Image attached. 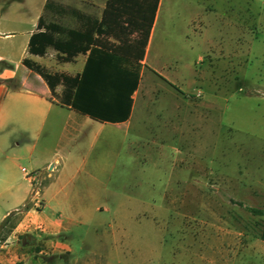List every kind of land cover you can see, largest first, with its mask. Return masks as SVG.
<instances>
[{
	"label": "rangeland",
	"instance_id": "obj_1",
	"mask_svg": "<svg viewBox=\"0 0 264 264\" xmlns=\"http://www.w3.org/2000/svg\"><path fill=\"white\" fill-rule=\"evenodd\" d=\"M51 1L67 10H44V0H0V14L8 26L14 17L22 18V26L43 14L45 21L77 27L68 9L94 12V2L102 0ZM249 1L260 12L255 27L259 33L237 58L226 46L208 51V15L203 13L208 0H163L162 24L155 32L149 64L182 92L161 79L149 92L139 88L127 132L111 127L115 155L106 164L109 130L105 136L103 130L93 136L87 128H71L67 136L84 143L85 155L100 139V175L93 180L73 178L95 191L103 209L72 227L67 241L73 252L60 257L15 229L20 214H12L0 228V264H264V244L258 237L263 216L246 208L264 209V0ZM226 26L220 17L215 20L216 38H228L220 33ZM9 45L17 51L21 34L0 38L1 47ZM43 57L50 72L76 70L74 61H59L52 48ZM148 75L143 76L146 84ZM173 107L181 113L179 154L173 149L175 117L155 112ZM145 109L156 114L145 115ZM51 134L52 144L63 143L60 128ZM20 166L28 168L25 160ZM29 205L40 207L31 199Z\"/></svg>",
	"mask_w": 264,
	"mask_h": 264
},
{
	"label": "crops",
	"instance_id": "obj_2",
	"mask_svg": "<svg viewBox=\"0 0 264 264\" xmlns=\"http://www.w3.org/2000/svg\"><path fill=\"white\" fill-rule=\"evenodd\" d=\"M105 1L102 0L99 4L95 1L98 5L94 2V5L98 6L97 11L82 10V12L93 19L100 20ZM162 5L163 0H158L142 59L137 62L133 57H129L126 64L128 67L138 65L139 78L137 87L131 94L132 103L129 115L125 120L119 122L99 121L69 106L59 104L51 95L44 79L21 62L23 57H27L45 67H51L43 56L27 52L29 36L36 30L40 14H36L22 26H20V21H22L20 16L12 18V26H8L4 14H0V38L10 39L18 32L22 39V45L17 51H15L14 45L0 46V61L4 60L8 63L6 67L0 69V223L12 214H20L15 229L19 227L21 231L30 234L34 238L35 244H45L46 251L52 255L60 257L72 253L73 248L67 241L68 232L79 224L80 219L88 213L93 214L103 209L101 203L97 202L95 191L89 188L84 189L83 183L80 184L73 178V175H80L82 178L93 180L95 175H100L102 159V153L99 151L100 139L95 145H90L91 148H88L89 151L85 155L81 152L84 143L72 140L67 136L71 128L72 130L80 128L83 131L87 128L93 131V136L99 135L101 130L105 132V136L109 130L108 143L105 139V144L108 146H105L106 151L103 152L106 164L111 155H115V132L111 139V127L113 125L124 127L127 132L135 117L134 103L137 90L142 88L146 92L151 91L152 83L157 79H161L177 90V87L157 68L149 64V53L155 32L162 24L160 22ZM253 5V2L249 0H208L203 8V13L208 15V51H211L213 47L226 46L227 52L232 53V56L236 53L235 57L239 58L237 53L244 52V45L252 43L259 33L255 27L259 25L260 12L255 10ZM196 16L197 14L190 19V24L194 22ZM219 17L225 20L227 25L226 30L220 31L221 34L228 37L226 40H223V37L216 38L217 31L214 22ZM77 28H80L79 22ZM94 37L99 36L94 33ZM107 40L117 43V40L111 36L107 37ZM52 50L56 53L54 49ZM86 57V53H79L73 60L66 61L65 63L74 61L77 67L73 73L70 71H64V73L69 75L80 73ZM197 61H201V56H198ZM145 72L149 74L147 84L143 81ZM60 90L58 86L54 88L56 93H59ZM177 92L181 93L182 91L177 90ZM162 110L158 109L155 112H172V116L176 119L178 135L176 146L174 143L173 149L176 148V154H179L180 110L178 107L171 108V111L170 109ZM143 111L145 115H154L155 113L149 109ZM141 121L144 123L147 120L142 119ZM57 127L61 131L59 138L63 140L62 144L50 142L51 132ZM45 128L43 140L38 142L37 139ZM25 136L34 140L24 141ZM22 160L27 162L29 171H43L47 165L55 163V169L44 180L39 208L29 205L31 185L21 170L23 166H20V162ZM105 171L106 167H103V172ZM45 207L49 209L48 212L44 211ZM260 241L264 244L263 240L260 239ZM258 245L260 246V244ZM39 251H43V249ZM211 259L208 255V260Z\"/></svg>",
	"mask_w": 264,
	"mask_h": 264
},
{
	"label": "trees",
	"instance_id": "obj_3",
	"mask_svg": "<svg viewBox=\"0 0 264 264\" xmlns=\"http://www.w3.org/2000/svg\"><path fill=\"white\" fill-rule=\"evenodd\" d=\"M158 0H106L100 20L84 14L76 8L69 13L80 23V28L45 21L39 15L36 30L29 36L27 52L44 56L48 48L56 51L59 61H71L79 53L87 54L80 73L69 75L50 72L45 66L23 57L21 62L39 74L47 83L51 95L64 106L99 121L119 122L130 112L131 94L138 84V65L128 67L129 57L142 59ZM43 9L63 14L67 9L51 0H45ZM97 33L99 37H94ZM113 37L117 43L107 40ZM1 68L8 65L1 60ZM61 85L59 93L54 91ZM240 204V202H237ZM263 219L258 237L264 241V209L246 207ZM9 217L0 223L6 224Z\"/></svg>",
	"mask_w": 264,
	"mask_h": 264
},
{
	"label": "built area",
	"instance_id": "obj_4",
	"mask_svg": "<svg viewBox=\"0 0 264 264\" xmlns=\"http://www.w3.org/2000/svg\"><path fill=\"white\" fill-rule=\"evenodd\" d=\"M55 169V163L47 165L43 171L41 170H32L29 171L24 167H21V170L24 172L25 176L30 181L31 190H30V198L33 200L37 206L40 203V195L44 185V180L50 176V174Z\"/></svg>",
	"mask_w": 264,
	"mask_h": 264
}]
</instances>
